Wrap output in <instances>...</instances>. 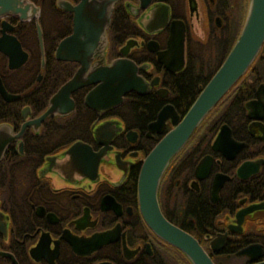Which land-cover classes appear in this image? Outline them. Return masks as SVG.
<instances>
[{"label":"flooded vegetation","instance_id":"obj_1","mask_svg":"<svg viewBox=\"0 0 264 264\" xmlns=\"http://www.w3.org/2000/svg\"><path fill=\"white\" fill-rule=\"evenodd\" d=\"M29 1L38 7L36 19L0 16V125L14 135L26 123L0 157L6 227L0 250L17 264H191L146 225L137 175L145 154L226 57L248 0H116L108 16L86 8L80 39L94 52L83 85L52 109L50 100L80 66L57 50L73 32L66 7L81 0ZM180 28L181 53L177 44L170 47ZM95 33L101 34L96 46ZM261 46L236 93L205 115L155 191L163 218L213 264H264V41ZM118 59L132 62L146 86L96 108L95 99H86L98 83L95 69ZM76 143L87 151L69 150ZM100 233L108 241L99 245Z\"/></svg>","mask_w":264,"mask_h":264},{"label":"water","instance_id":"obj_2","mask_svg":"<svg viewBox=\"0 0 264 264\" xmlns=\"http://www.w3.org/2000/svg\"><path fill=\"white\" fill-rule=\"evenodd\" d=\"M115 1L116 0H81L73 7H66L68 11L73 12V32L59 43L57 52L61 55L59 57L79 61L80 66L73 77L66 84L61 86L52 97L50 100V109H52V107L54 108L56 103L58 104L60 98H65L69 91L79 85H83L82 73L86 70L88 59L94 52L93 49L83 48L82 40L80 39L82 22L86 20L85 17L87 15L84 14L85 9L88 7L90 10L100 9L101 13L105 11L108 16L111 6ZM4 15H14L20 21L29 18L36 19L38 7L29 0H0V16ZM35 29L38 43L41 48V32L37 23L35 24ZM100 36V33H95V46ZM263 41L264 0H248V8L242 27L226 57L200 89L182 117L179 120H174L173 126L167 130L145 154L139 167L136 182L139 213L153 233L169 245L182 251L191 264L213 263L192 237L163 218L159 212L155 197L157 183L169 160L186 143L204 116L222 99L244 73L258 53ZM174 44H177L179 52L181 53V28L177 33H173L170 36V47L172 48ZM135 69L132 62L124 59H118L110 66L97 67L95 69L94 79L95 82L98 83L95 85V89L86 96L87 101L91 103V99L89 100V96H91L92 99H95L96 108H106L119 104L122 101V95L129 90L138 93L142 92V88L146 85L144 81L136 75ZM5 99L8 100L9 97L5 96ZM45 115H47L46 112L40 116V119ZM25 125L26 123H23L18 133L14 135L10 133V129L6 125H0V157L6 144L19 136ZM221 141L222 133L220 130L214 139V144L218 145ZM77 146H83V149L87 151L85 145H80L78 143L72 145L69 150H73ZM5 229V223L1 222L0 233L3 237L6 234ZM106 236V233H100L95 239L100 245L108 241ZM0 257L7 258L12 264H17L13 255L7 251L0 250ZM97 264L108 263L101 262Z\"/></svg>","mask_w":264,"mask_h":264},{"label":"trees","instance_id":"obj_3","mask_svg":"<svg viewBox=\"0 0 264 264\" xmlns=\"http://www.w3.org/2000/svg\"><path fill=\"white\" fill-rule=\"evenodd\" d=\"M36 2H43V0H35ZM261 47H263V46H261ZM262 49V48H261ZM243 77V76H242ZM242 77H240L239 79H238V81H236V83L229 89V91L224 95V97L225 98H227V97H229V95L232 93V92H235L236 93V91H237V87H238V84L241 82V81H243V78ZM239 95L237 94V95H235L234 97H233V99L234 100H240L241 98H239L238 97ZM223 101V100H222ZM222 101H220V102H218V104H217V106H219V105H221V103H222ZM216 106V107H217ZM215 108V107H214ZM211 112V111H210ZM205 117V116H204ZM203 122H204V120L202 121V122H200L199 123V125L197 126V128L195 129V131H197V130H199L200 128H201V126H202V124H203ZM194 131V132H195ZM18 260V259H17ZM2 260L0 259V262H1ZM5 261V260H4ZM19 262H21L20 260H18ZM6 262V261H5ZM1 264V263H0Z\"/></svg>","mask_w":264,"mask_h":264},{"label":"rangeland","instance_id":"obj_4","mask_svg":"<svg viewBox=\"0 0 264 264\" xmlns=\"http://www.w3.org/2000/svg\"><path fill=\"white\" fill-rule=\"evenodd\" d=\"M1 264H7V263H1Z\"/></svg>","mask_w":264,"mask_h":264}]
</instances>
